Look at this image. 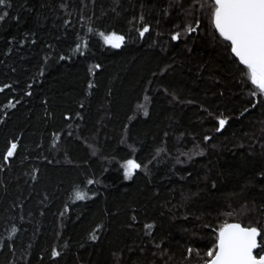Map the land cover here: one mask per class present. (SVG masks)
<instances>
[{
	"label": "trees",
	"instance_id": "obj_1",
	"mask_svg": "<svg viewBox=\"0 0 264 264\" xmlns=\"http://www.w3.org/2000/svg\"><path fill=\"white\" fill-rule=\"evenodd\" d=\"M209 14L0 5V264H205L231 222L264 253V97Z\"/></svg>",
	"mask_w": 264,
	"mask_h": 264
},
{
	"label": "snow or ice",
	"instance_id": "obj_2",
	"mask_svg": "<svg viewBox=\"0 0 264 264\" xmlns=\"http://www.w3.org/2000/svg\"><path fill=\"white\" fill-rule=\"evenodd\" d=\"M209 2L214 7L211 13L213 26L219 35L229 42L231 52L238 58L240 64L246 67L247 75L256 89L252 94L256 95L257 92L264 94V0H209ZM4 3L5 0H0V5ZM146 31L147 28L140 35L143 36ZM176 38L173 36V39ZM123 39L122 36L115 34L105 36V42L117 48ZM225 123V119H220V128H223ZM15 148L16 145L12 144L7 157L13 155ZM124 168L127 179L135 169L140 168V164L130 159ZM84 198V194L76 193V199ZM260 235L255 227L225 224L218 233L215 251L210 250L207 253L211 259L206 261V264H264V255L253 254L254 249L261 247L257 241ZM53 255L58 253L54 251Z\"/></svg>",
	"mask_w": 264,
	"mask_h": 264
},
{
	"label": "water",
	"instance_id": "obj_3",
	"mask_svg": "<svg viewBox=\"0 0 264 264\" xmlns=\"http://www.w3.org/2000/svg\"><path fill=\"white\" fill-rule=\"evenodd\" d=\"M212 25H213V23H212ZM213 28H214V26H213ZM214 30H215V28H214ZM144 31V30H143ZM142 31V32H143ZM215 32L219 35V33L215 30ZM220 36V35H219ZM140 37H141V35H140ZM221 37V36H220ZM222 38V37H221ZM223 39V38H222ZM229 43V42H228ZM122 44V43H121ZM121 44H120V46H121ZM230 53H231V55H232V57L238 62V64L240 65V66H242V67H245L244 65H242V64H240V62H239V60H238V58H236L233 54H232V52H231V48H230ZM246 68V67H245ZM263 97H264V94H263ZM220 130H222V128H220V125H219V131ZM229 224H239V223H237V222H231V223H229ZM241 225V224H240ZM242 226V225H241ZM243 227V226H242ZM220 231V230H219ZM219 231L217 232V237H218V233H219ZM258 239H259V236L257 237V241H258ZM217 241V240H216ZM258 250V248L257 249H254L253 250V254L255 255V253H256V251ZM261 255H264V253H262ZM258 258V257H257ZM206 264V263H205Z\"/></svg>",
	"mask_w": 264,
	"mask_h": 264
},
{
	"label": "rangeland",
	"instance_id": "obj_4",
	"mask_svg": "<svg viewBox=\"0 0 264 264\" xmlns=\"http://www.w3.org/2000/svg\"><path fill=\"white\" fill-rule=\"evenodd\" d=\"M199 1H201L202 2V4L203 5H205V7H206V9L208 10V8H209V12H210V14H209V16H210V18H212L211 17V13H212V11H214V7H213V5L209 2V0H199ZM207 2V3H206ZM213 26V25H212ZM125 166V165H124ZM125 169V168H124Z\"/></svg>",
	"mask_w": 264,
	"mask_h": 264
}]
</instances>
